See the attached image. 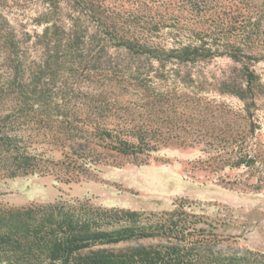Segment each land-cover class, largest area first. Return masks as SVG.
Wrapping results in <instances>:
<instances>
[{
	"label": "trees",
	"instance_id": "obj_1",
	"mask_svg": "<svg viewBox=\"0 0 264 264\" xmlns=\"http://www.w3.org/2000/svg\"><path fill=\"white\" fill-rule=\"evenodd\" d=\"M3 1L0 0V57L4 65L0 68L1 180L46 173L38 162L39 156L25 141L24 132L31 124L55 128L70 141L84 139V133H88L106 150L122 156H150L159 150L146 140V130L126 126L120 134L97 124L105 107L88 103L103 97V92L85 94L73 88L74 78L81 71H99L109 62L112 52L132 59L125 74L139 79L141 84L148 79L150 88L146 89L154 94V100L161 95L155 91L161 78L156 73L173 65L177 67L172 74L181 87L202 92L204 83L209 82L210 86L215 84V94L238 100L246 123V139L232 147L233 154L223 161L222 169L255 165L249 143L260 129L256 112L258 101L264 99V75L254 66L264 61V50H257L253 42L261 38L264 30V0H227L234 8H259L243 16L242 26L234 28V36L228 40L197 38L166 47L142 40L135 28L117 26L92 0H16L17 4H27L24 13L16 14L12 10L18 8H5ZM88 18L94 22H86ZM218 58L231 63L218 78L200 81L189 71H178L180 66L190 70ZM140 61L147 62L150 68L155 66V74L137 76L143 70L139 69ZM83 96L87 103L72 108L71 99ZM76 119L84 125L76 123ZM75 158L81 170L95 166L87 157ZM187 217L181 208L144 218L143 213L134 210L95 207L82 201L0 212V264H264V254L251 250L232 254L215 251L210 247V233L205 234L203 226L190 228ZM148 239L158 242L148 246L138 243Z\"/></svg>",
	"mask_w": 264,
	"mask_h": 264
},
{
	"label": "rangeland",
	"instance_id": "obj_2",
	"mask_svg": "<svg viewBox=\"0 0 264 264\" xmlns=\"http://www.w3.org/2000/svg\"><path fill=\"white\" fill-rule=\"evenodd\" d=\"M92 1L117 26L135 28L139 38L158 47L197 38L228 40L234 36V28L242 26L243 16L259 9L234 8L227 0ZM3 3L5 8L17 7L19 11L11 9L15 14L27 10V4H17L16 0ZM91 20L94 22L89 18L86 22ZM253 44L259 47L257 50H264V30ZM131 60L123 53L112 52L109 62L99 71H81L74 78L73 88L85 94L103 92V97L88 103L105 107L97 124L119 132L126 126L146 130V140L159 150L150 156H122L106 150L88 133H84V139L70 141L55 128L31 124L24 132L25 141L39 156L38 162L46 173L0 179V212L71 201L134 210L143 213L144 218L181 208L188 214L190 228L203 226L205 234L210 233V247L215 251L232 254L251 250L264 254V99L257 103L260 129L248 142L255 165L222 169L223 161L233 154L232 147L246 139L240 102L215 94V84L210 86L209 82L204 83L202 92L181 87L172 74L176 65L156 73L161 78L159 90L155 91L161 95L154 100V94L146 89L150 86L148 79L143 86L139 79L125 74ZM2 64L0 57V68ZM138 66L143 70L137 76L155 74L156 67L150 68L145 61ZM228 66L229 60L218 58L190 70L180 66L178 71H189L202 81L220 77ZM254 68L264 75V61ZM57 83L61 84L60 80ZM138 85L144 93L137 90ZM86 101L83 96L69 103L72 108H81ZM75 122L84 125L81 119ZM75 155L89 158L95 166L81 170ZM157 242L148 239L138 243L148 246Z\"/></svg>",
	"mask_w": 264,
	"mask_h": 264
}]
</instances>
